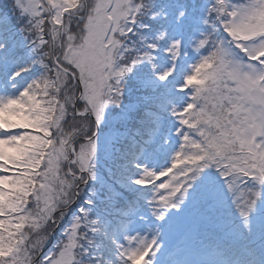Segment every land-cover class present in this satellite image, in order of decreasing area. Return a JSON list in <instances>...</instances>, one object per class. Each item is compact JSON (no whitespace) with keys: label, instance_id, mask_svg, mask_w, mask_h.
I'll return each mask as SVG.
<instances>
[{"label":"snow or ice","instance_id":"obj_1","mask_svg":"<svg viewBox=\"0 0 264 264\" xmlns=\"http://www.w3.org/2000/svg\"><path fill=\"white\" fill-rule=\"evenodd\" d=\"M262 102L264 0H0V264H259Z\"/></svg>","mask_w":264,"mask_h":264},{"label":"clouds","instance_id":"obj_2","mask_svg":"<svg viewBox=\"0 0 264 264\" xmlns=\"http://www.w3.org/2000/svg\"><path fill=\"white\" fill-rule=\"evenodd\" d=\"M115 11L111 14L107 13V9H101V13L98 14L99 23L104 25L107 21H110L115 16ZM111 33H108L110 35ZM264 103V102H262ZM213 243V240L206 234L193 235L187 239L183 245L185 252L187 253L180 261L174 260V264H215L214 261L208 259L206 256L198 255L197 250L207 249ZM259 264H264V250L258 257Z\"/></svg>","mask_w":264,"mask_h":264},{"label":"trees","instance_id":"obj_3","mask_svg":"<svg viewBox=\"0 0 264 264\" xmlns=\"http://www.w3.org/2000/svg\"><path fill=\"white\" fill-rule=\"evenodd\" d=\"M166 58H162V60L160 61L161 63H163V61L165 62ZM179 63L181 67H185L187 64V59L185 58L183 61L182 59H179ZM25 77H22V79H24ZM234 223L238 224L239 223V218L235 217L234 218ZM255 229V226H254ZM208 236L214 241V242H222L224 243L226 246L224 248L225 253L227 254V256L231 257V256H235L239 251L238 248L236 246H234L231 242V240L225 238L223 235L220 234H208ZM255 244H260L259 240L257 239Z\"/></svg>","mask_w":264,"mask_h":264},{"label":"rangeland","instance_id":"obj_4","mask_svg":"<svg viewBox=\"0 0 264 264\" xmlns=\"http://www.w3.org/2000/svg\"><path fill=\"white\" fill-rule=\"evenodd\" d=\"M189 51H191V50H189ZM191 53H192V52H191ZM192 54H193V53H192ZM189 55L191 56L190 53H189ZM183 57H184V56H183ZM179 59L181 60V58H179ZM195 59H196V57L193 55L191 63H193V62L195 61ZM191 63H190V64H191ZM186 68H187V67H186ZM1 118H2V120L4 119L3 114L1 115ZM177 219H187V220H191L190 209H189L188 211L184 212V213L174 214L172 217H170V221H171V223H172L173 221L177 220ZM254 226H255V220H254ZM170 238H171V234H170V233H168V234L165 233V236H164V242H168V241L170 240ZM181 251H182V256H183V258H184V256H185L187 253L185 252L184 248H182ZM197 254H198V255L206 256L208 259L214 261L215 264H223V263L220 261V258H219L218 256H216V255H208V256H207L206 253H198V252H197ZM205 254H206V255H205ZM183 258H181V260H182Z\"/></svg>","mask_w":264,"mask_h":264}]
</instances>
